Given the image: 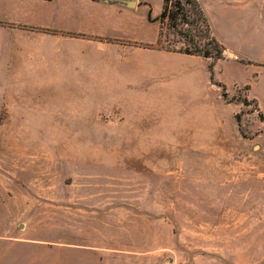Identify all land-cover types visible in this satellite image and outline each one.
Listing matches in <instances>:
<instances>
[{
  "label": "rangeland",
  "instance_id": "374dc122",
  "mask_svg": "<svg viewBox=\"0 0 264 264\" xmlns=\"http://www.w3.org/2000/svg\"><path fill=\"white\" fill-rule=\"evenodd\" d=\"M161 2L138 3L145 26ZM200 2L222 58L126 41L159 50L143 69L158 73L155 81L129 73L126 88L103 82L95 95L62 97L39 80L10 79L0 56V227L9 234L0 239L15 244L8 264L18 246L22 264H264V72L247 61L248 47L233 44L231 20L219 18L244 8L240 0ZM10 3L0 0V13ZM155 24L134 34L153 38ZM24 30L0 20V54L22 48ZM165 38L183 45L164 28ZM249 84L263 108L247 99Z\"/></svg>",
  "mask_w": 264,
  "mask_h": 264
},
{
  "label": "crops",
  "instance_id": "0c3cea01",
  "mask_svg": "<svg viewBox=\"0 0 264 264\" xmlns=\"http://www.w3.org/2000/svg\"><path fill=\"white\" fill-rule=\"evenodd\" d=\"M123 1H133L134 6L103 0H10L6 12L0 13V20L26 30L22 48L11 39V32L9 39L15 46L2 50L0 54L5 57L1 64L6 73L12 80H39L40 86L50 87L52 95L62 97L95 95L90 91L103 87V82H107L110 89L126 88L129 73H132V79L140 82L157 80L158 73H145L143 69L145 66L153 67L156 62L147 56L159 55V50L140 46L131 50L126 44V41L151 43L157 40L159 25L153 38L134 34L141 33L149 24L156 22L145 26L144 14L139 13L145 10V5L138 3H149V0ZM240 2L244 8L238 7L232 13L222 9L219 18L231 20L236 34L232 37L233 44L249 48L253 54L248 56L247 61L253 62L254 69L259 71L257 74H261L264 72V0ZM55 16L65 18V22H44L46 18ZM213 18L209 17L215 25ZM216 31L222 41L229 40L223 31L218 28ZM20 58L22 67L19 66ZM247 99H254L257 107L263 108L260 97L252 92L251 84L247 89ZM4 235L9 236L0 227V237ZM14 247L15 244H6L0 239L1 264H8V256ZM24 251L23 246H18L19 259L15 264H22Z\"/></svg>",
  "mask_w": 264,
  "mask_h": 264
},
{
  "label": "trees",
  "instance_id": "16d2710c",
  "mask_svg": "<svg viewBox=\"0 0 264 264\" xmlns=\"http://www.w3.org/2000/svg\"><path fill=\"white\" fill-rule=\"evenodd\" d=\"M149 21L159 24L156 48L176 51L188 55H200L205 58H222L224 47L213 35L210 19L200 0H162L157 17L147 14ZM164 28L179 38L182 46H176L172 40L165 38ZM210 80L221 86L222 96L226 97V87L222 82L214 81L213 68H209Z\"/></svg>",
  "mask_w": 264,
  "mask_h": 264
},
{
  "label": "water",
  "instance_id": "95a60500",
  "mask_svg": "<svg viewBox=\"0 0 264 264\" xmlns=\"http://www.w3.org/2000/svg\"><path fill=\"white\" fill-rule=\"evenodd\" d=\"M105 2H114V3H119L122 4L124 6H134V2L133 1H123V0H103Z\"/></svg>",
  "mask_w": 264,
  "mask_h": 264
}]
</instances>
